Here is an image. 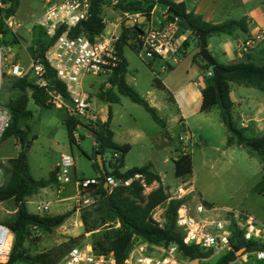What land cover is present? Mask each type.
Segmentation results:
<instances>
[{"label":"rangeland","instance_id":"1","mask_svg":"<svg viewBox=\"0 0 264 264\" xmlns=\"http://www.w3.org/2000/svg\"><path fill=\"white\" fill-rule=\"evenodd\" d=\"M60 1L62 0H53V2ZM132 1L134 0H124L125 3ZM117 5L112 0H104L101 7V16L106 21V32L119 37L123 24L129 19L137 20L138 17L137 13L123 14L117 9ZM8 7V5H5L4 9ZM44 11V0H17L15 17L11 21L12 25L6 24L7 34L1 38L4 55L10 60H12V57H9L8 54L12 50V43L22 42L24 45H28L27 47L31 50L32 56L28 57L20 47L18 51L22 57L18 54L16 58H13V62L25 69L30 68L31 61L35 58L39 47L46 46L50 40L43 28L37 24ZM2 18L3 15L0 14V19ZM162 18V9L159 7L151 20L154 28L159 25V20H162ZM144 22L145 20L141 24ZM115 24L117 26H114ZM149 25L150 21L145 22L143 28L147 29ZM39 37L36 46L29 44ZM124 55L129 61L128 83L152 106L156 104L154 107L159 109L158 114L160 117L165 122L171 123V120L175 117V109L168 106V96L165 91L152 88L153 74L148 66L150 61L142 58L138 52L128 46L124 49ZM155 67L157 71H161V64L157 63ZM164 76L166 74L161 75L162 78ZM27 78L30 81L34 80L32 72L27 75ZM14 79L8 74L4 76L1 102L5 105L10 99H14L18 95V92L12 89L11 86ZM107 81L108 77L104 75L85 74L83 76L82 88L90 94L96 109L100 108L98 106L100 103L98 99L100 86ZM252 90L258 91L256 89ZM28 93L30 94L31 91L29 90ZM178 98L190 110L195 107V103L199 104V99L195 102L189 92L180 93ZM70 107L72 108L71 105ZM111 108L113 115L112 128L117 134V140L131 145V151L125 157V165L122 171L151 163L154 172L160 176L165 174V177L161 176L162 185L167 189L169 195L178 193L180 189L183 190L180 192L184 193L180 194L183 195L180 199L185 200L184 205L192 215H196L195 208L200 196L203 201L209 204L208 208L214 209L204 216L225 220L232 217V212L246 214L253 217L258 226L264 229V194L262 193L264 188V162L248 148L237 145L226 146L227 130L221 121L217 108L211 115L207 116L211 119L210 126L200 120L192 123L194 139L192 142L190 140L184 142L185 145H188L185 152L190 153L193 161V173L187 179H177L174 174V158L181 155L176 152L181 144L178 140V134H184L179 128L173 130L175 138L171 142L159 141L156 133L161 128L142 106L132 102L130 98L122 96L120 103L112 104ZM28 109L32 112V118L25 120L21 124V128L29 127L28 139L32 140L35 137L28 153L33 177L38 180L49 179L51 172L57 168V164L61 162V157L64 154L71 155L74 158L75 166L71 169L72 180L69 183H61L60 181L53 183L30 197L27 203L28 210L34 214L57 216L71 209L72 217L70 216L62 226L54 229L52 233L34 230L33 238L38 237L39 241L31 238L26 243V247L32 254L52 250L67 251L77 242L83 243L89 241L91 237L95 238L94 234L89 237L84 236L82 222L85 212L92 208L95 203L89 207H80L79 209L75 204L78 195L76 181L97 177L89 160V157L93 156L96 146L94 138L87 128L91 124L79 127L74 133L76 142L71 143L64 124V119L68 115L66 109L55 108L54 106H51V108L40 107L33 99H30ZM248 135L253 136L254 133L249 130ZM19 152L20 144L15 138L0 139V185L9 181L10 174L5 171L8 160L16 157ZM166 159H168L167 162ZM104 160L107 170H110V163L114 162L111 153H107ZM191 184L195 188V193L189 194L187 189ZM157 187L158 184L154 183L150 187V191H146V193L149 194ZM94 189L90 187L84 193L91 196ZM205 202L203 203L206 205ZM38 203H49L50 210L47 213H39L37 211ZM168 203L167 201L157 207L153 211V215L162 211V217L164 218ZM15 209L13 200L0 203V222L10 221L14 216ZM74 222H77V226H74ZM115 226L114 222L103 225L95 232L98 239H101L102 236L110 237L111 233L115 231ZM74 238H78V241L70 243V239ZM223 255L224 252L220 251L215 252L211 258L201 262L198 260L191 262L184 258H182V262L183 264H193L194 262H198V264H216Z\"/></svg>","mask_w":264,"mask_h":264},{"label":"trees","instance_id":"2","mask_svg":"<svg viewBox=\"0 0 264 264\" xmlns=\"http://www.w3.org/2000/svg\"><path fill=\"white\" fill-rule=\"evenodd\" d=\"M2 2L9 7L7 9L0 8V14L3 15V18L0 19V43L1 38L7 34L5 21L15 16L17 0L12 4L6 0H2ZM103 3L104 0H91L90 18L87 21H83L74 29V36L84 34L90 39H94V37L105 31L106 23L101 16ZM155 6L173 9L181 21L178 25L180 32H190L200 50V42L195 38V32L198 30L208 32L209 35H216L231 33L236 28H240L241 30L246 29L243 20H231L223 24L211 25L203 21L201 16L192 11H187L185 3H176L173 0H134L128 3L120 0L117 9L123 14H140V17H145V22H148L152 18ZM144 23H135L134 25L123 24L121 34L116 43L120 61L113 74L109 77L110 87L103 88L99 93V98L106 104H115L120 102L121 96H126L132 102L142 106L159 126L165 128L166 124L159 117L157 110L126 82L128 62L124 56V49L128 46L140 53L141 41L139 36L144 31ZM53 42L54 39L49 40L46 46L39 47L35 57L43 60L46 64V78L49 80L50 87L57 89L65 98H68L64 84L56 79L54 70L46 62V53ZM196 58L203 64L206 81V86L202 91L201 111L208 112L212 108L218 107L221 112L222 121L230 133L227 145L248 148L264 162V136L248 138L245 136V129L237 128L233 121V102L230 97L231 83L255 88L264 92V64L257 65L253 62H243L225 66L216 62L223 69L227 70L226 73L221 75L219 94L214 84V77L212 74H209L211 73V65L200 54H197ZM14 78L11 86L12 89L18 92V95L16 98L10 99L6 104L10 109L11 122L10 127L1 140L15 138L20 144V152L16 157L8 160V166L5 171L10 174V179L8 182L0 185V203L13 200L16 207L12 219L4 223L15 236L10 259L4 264H58L67 252L73 246L80 244V242L72 245L67 251L58 252V250H52L37 254H32L27 249L26 243L31 238L32 240L39 241L38 237L33 238L34 230L52 233L54 229L62 226L67 221L72 212L70 211L58 216H49L34 214L28 210L27 202L29 197L38 193L39 190L57 183L59 180L57 169L51 172L49 179L38 180L33 177L30 170L28 153L35 137L32 140L28 139L30 134L29 127L21 128V124L25 120L32 118V112L28 109L30 98L40 107L51 108L52 105L48 103L45 90L37 87L34 80L30 81L27 76ZM29 90L31 91V95L28 94ZM111 119L112 112L109 107V117L106 121L95 125H88L87 127L92 132L96 143L94 154L92 157H89V160L94 170L100 174L96 178L100 183L91 186L95 188L91 193L95 204L82 217L84 236L94 234L95 238L91 237L89 240L95 251H113L117 264H125L131 243L137 237L151 243L163 244L167 247L171 245L177 246L182 258L191 262L196 260L201 262L211 258L214 254L213 251L204 252L196 246L188 245L184 240L183 233L177 226V213L179 208L185 204L184 199L171 200L168 203L164 216L165 222L162 227L154 220L153 211L166 203L169 198L167 189L163 187L160 175L152 171L150 163L141 167H133L125 172L122 171L125 165V157L131 151V145H120L114 141ZM64 124L71 143H75L74 133L79 128L80 121L67 115ZM107 153H111L114 160L113 163H110V170H107L104 160ZM99 154L101 155L103 169L97 159ZM192 173L193 161L190 154H181L174 160V174L177 179H187ZM136 174L143 175L149 185L158 183V187L147 195L144 194V188L139 182H134L129 187L118 186L112 192H109V188L105 187L108 176H114L116 179H129ZM262 193L264 194V188L262 189ZM208 205L206 203V206ZM108 222L116 224L114 227L115 231L111 233L110 237L102 236L101 239H98V235L95 232ZM76 241H78V238L70 239V243ZM232 246V250L221 257L216 264H230L235 260L236 252L241 249H245L246 252L264 250V244L259 241L246 240L242 231L236 225L234 227ZM61 255H63L62 258H60Z\"/></svg>","mask_w":264,"mask_h":264},{"label":"built area","instance_id":"3","mask_svg":"<svg viewBox=\"0 0 264 264\" xmlns=\"http://www.w3.org/2000/svg\"><path fill=\"white\" fill-rule=\"evenodd\" d=\"M112 1L114 4H119L120 0ZM44 3L45 11L37 24L43 28L50 40L54 39L46 53V62L54 70L56 79L64 84L68 98H65L57 89L50 87L49 80L46 78V64L43 60L35 57L31 61L30 68L25 69L4 55L0 43V139L10 127L11 122L10 109L1 102L5 74L23 78L32 72L35 85L45 90L48 103L55 108L66 109L68 116L80 121L79 127H85L86 124H99L102 122L101 115L105 116L103 110L100 111V115L95 111L90 94L82 88V80L85 74L107 77L113 74L120 61L116 49L119 37L106 31L94 39L84 34L73 35L74 29L90 18L91 0H62L60 2L44 0ZM4 6L0 0V8ZM5 23L11 26V18ZM139 39L141 41L139 54L142 58L150 62L156 59H163L168 63L177 62V54L183 42L179 37V27L175 23L147 28ZM263 40L264 29H261L258 34L249 37L237 46L238 55L247 58ZM240 126L244 128V122ZM187 139V137H180V141ZM74 166V158L71 155H62L57 173L61 183H69L72 180L71 169ZM134 182H139L143 186L144 194L150 191V187L154 184H147L141 174H136L129 179H116L114 176H108L105 184L108 185L109 192H112L118 186L129 187ZM76 183L78 186V195L75 199L77 208L93 205L94 198L84 192L92 185L99 184L100 181L93 178L77 180ZM182 191L180 189L178 193H172L167 201L179 200L183 196L180 194H184L180 193ZM187 191L189 194L195 193L193 187H189ZM195 209L196 215H192L190 210L182 205L177 213V226L188 245L196 246L204 252L213 251L214 254L223 251L226 255L233 247L235 225L242 231L246 240H256L264 244V229L258 226L253 217L236 212H232V217L225 220L204 216L210 210L200 198L197 200ZM49 210V203H41L37 206L39 213H47ZM162 214V211H159L153 215L160 227L165 222ZM73 224L77 226V222ZM87 236L89 237L90 234ZM14 240L15 236L10 228L0 222V264L9 261ZM182 261L177 246L167 247L137 237L131 243L125 264H183ZM58 264H117V261L113 251L97 252L89 240L73 246ZM230 264H264V250L251 252H246L245 249L238 250L235 260Z\"/></svg>","mask_w":264,"mask_h":264},{"label":"crops","instance_id":"4","mask_svg":"<svg viewBox=\"0 0 264 264\" xmlns=\"http://www.w3.org/2000/svg\"><path fill=\"white\" fill-rule=\"evenodd\" d=\"M173 1H175L176 3H185L187 7V11L189 12L192 11L195 14L201 16L203 21L211 25H219L231 20L244 21V25L246 28L245 30L236 28L231 33L208 35L207 47L211 56L215 59L216 62L225 66L235 65L243 62L244 63L253 62L257 65L264 64V40L258 45V47L255 50L251 52V54L247 58H242L237 53V46L241 42L247 40L249 37L255 36L256 34L259 33L261 29H264V0H173ZM159 7L160 6H155L152 18L156 14V11H158ZM160 8L162 9L163 18L162 20H159V25L157 27H161L166 25L167 23H170L169 21H167L165 16V12L167 9L162 7ZM14 17L15 16L11 17V21L14 19ZM137 17L139 18L140 14H137ZM151 20H150V25L147 26L148 28L154 27L151 23ZM176 25L178 26V24ZM114 26H117V24H115ZM179 37L181 38L183 44L177 54V62L168 63L163 59H156L152 62H149L148 64L153 74L152 88L156 90L165 91L168 96V103H169L168 106L175 109V117L174 119L171 120V123L165 122L158 114L159 117L165 122L166 127L162 128L160 126L161 130L156 133V137L159 141L163 140L164 142H171L175 138V136L173 135V130L179 128L184 134L183 135L178 134V138H179L178 140L181 143L176 149L178 155L190 154L189 152H185L186 146L188 145H185L184 143L185 141H180V137H187L188 138L187 140H190V142H192V140L194 139L192 132V130L194 131V127L192 125L193 121L200 120L210 126L211 119L208 118L207 116L211 115L212 112H214L215 108L218 109L221 118V112L218 107H214L208 112L201 111L202 91L206 86V81L204 76L205 71L203 70V64L198 58H196V55L200 54L201 50L199 49L196 40L191 36L190 32H180L179 30ZM39 39L40 37L34 39L32 43L29 44L30 45L34 44V46H36ZM185 43L186 45L184 46ZM27 46L28 45H24L22 42L12 43L11 46L12 50L8 54L9 57H12L11 61H13V58H16V56H18L19 54L18 48L20 47L23 49V51H25L28 57L32 56L31 50ZM19 56L22 57V55L20 54ZM127 62L129 69V61L127 60ZM157 63L161 64V71H157L155 67ZM128 69L126 73L127 83H128L127 81ZM162 74H166V76L162 78L161 77ZM108 87H110L109 77H108V81L100 86L98 92V99L100 102L98 106H100V108L99 109L94 108V109L95 111H97V113H99V115H100V111L102 110L105 113L106 105H108L110 108L112 105V104L104 103L99 98L100 91L103 88L105 89ZM252 89L255 88L240 86L235 83H231V89H230V97L233 102L232 115H233L234 124L237 126V128H242L240 124L244 122L245 127L242 129H245V136L248 138L264 136V92L260 90L255 92ZM183 92L191 93L193 97L192 99L195 100V102L198 101L199 99V104L195 103V107L192 110L187 108V106H185V104L181 102V100H179L178 95ZM29 95H31V93ZM155 105L156 104H153V106L152 105L151 106L154 107ZM154 108L157 110L158 113L159 109L157 107ZM111 112H112V108H111ZM106 119H107L106 116L101 115L102 122L106 121ZM112 119H113V115H112ZM112 119H111V129L114 132V141L120 145L128 144V143L119 142L117 140V134L112 128ZM249 130L254 133L253 136L248 135ZM88 132L93 136L90 130ZM229 136L230 133L227 130L226 146H228L227 140ZM201 142L203 143L202 139ZM232 146H228V147H232ZM177 158L178 157H175L174 160H176ZM165 161L167 162L168 159H166ZM59 165L60 163L57 164V168H56L57 173H58ZM153 170L154 169L152 165V171ZM95 172L97 175L96 178H98L100 174L97 171ZM161 176L165 177V174H162ZM90 179H93V177H91ZM190 187L194 188L192 184L190 185ZM199 198L202 200L200 196ZM39 204L41 203H38L37 206ZM70 210H68V212H70ZM209 210L212 211L214 209L209 208Z\"/></svg>","mask_w":264,"mask_h":264},{"label":"water","instance_id":"5","mask_svg":"<svg viewBox=\"0 0 264 264\" xmlns=\"http://www.w3.org/2000/svg\"><path fill=\"white\" fill-rule=\"evenodd\" d=\"M8 3L12 4L14 3L15 0H6ZM165 16L167 21H169L170 23H175V24H180V19L178 17V14L171 8H168L165 12ZM145 20V17H139L137 20H132L129 19L126 24L127 25H134L135 23H139L141 24L143 21ZM209 33L205 32V31H201L198 30L195 32V38L200 42L201 45V51H200V56L208 63L211 65V74L214 77V84L217 88L218 93L220 94V79H221V75L223 73H226L227 70L223 69L221 66H219L215 59L211 56L208 47H207V37H208ZM105 116L106 118L109 117V106L106 105L105 106ZM98 162L101 166H102V160H101V155L99 154L97 156ZM103 169V168H102ZM105 187L108 188V185L105 184ZM193 264H198V262H194Z\"/></svg>","mask_w":264,"mask_h":264}]
</instances>
